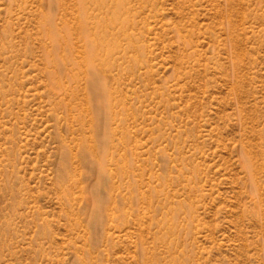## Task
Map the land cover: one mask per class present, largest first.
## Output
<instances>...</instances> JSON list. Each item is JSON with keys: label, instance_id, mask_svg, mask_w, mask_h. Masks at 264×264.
Segmentation results:
<instances>
[{"label": "rangeland", "instance_id": "1", "mask_svg": "<svg viewBox=\"0 0 264 264\" xmlns=\"http://www.w3.org/2000/svg\"><path fill=\"white\" fill-rule=\"evenodd\" d=\"M113 2L103 123L51 86L49 0H0V264H264V0Z\"/></svg>", "mask_w": 264, "mask_h": 264}, {"label": "bare ground", "instance_id": "2", "mask_svg": "<svg viewBox=\"0 0 264 264\" xmlns=\"http://www.w3.org/2000/svg\"><path fill=\"white\" fill-rule=\"evenodd\" d=\"M77 1L81 12L74 18L76 21H74L75 25L73 24L74 27H72L76 29L78 37L83 44L84 55L81 56V59H73L71 68H68L64 60L66 58L68 60L69 56H67L66 50L70 49L71 35L73 32L75 33V30L72 31L73 28L69 27L68 21L63 17L61 19H65L64 21H56V8L59 6L58 0H49L51 9L42 13L41 31L46 35L50 44L49 51L45 56L46 63L50 68L48 72L50 74L49 79L52 87H58L73 97L75 92L73 83L80 80L81 72H86V93H84L85 98L80 100L81 106H79V109L80 111L83 110V104L85 111H89L93 122H100V118L104 114L103 123H105L108 122L110 109L108 108L105 112L101 110L100 102L106 100L110 107L111 99L109 97L111 92H109V88L103 82L100 74L110 69V52L113 48V43L108 31L112 30L110 26L112 27V23L116 19V10L113 0L111 3L109 2L108 6L105 5L104 0ZM89 5L96 7L99 13L95 14L92 10L88 11ZM61 51L63 54H61ZM75 69L77 70L75 71ZM107 135V131L106 133L103 131L102 136L95 132L93 139L95 145L103 149Z\"/></svg>", "mask_w": 264, "mask_h": 264}]
</instances>
